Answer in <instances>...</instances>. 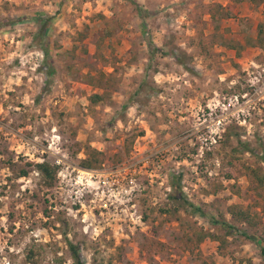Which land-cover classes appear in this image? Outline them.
<instances>
[{
    "label": "rangeland",
    "instance_id": "rangeland-1",
    "mask_svg": "<svg viewBox=\"0 0 264 264\" xmlns=\"http://www.w3.org/2000/svg\"><path fill=\"white\" fill-rule=\"evenodd\" d=\"M262 158L264 0H0V264H264Z\"/></svg>",
    "mask_w": 264,
    "mask_h": 264
},
{
    "label": "trees",
    "instance_id": "trees-1",
    "mask_svg": "<svg viewBox=\"0 0 264 264\" xmlns=\"http://www.w3.org/2000/svg\"><path fill=\"white\" fill-rule=\"evenodd\" d=\"M252 1H256V0H252ZM41 49L43 50V48ZM174 57L175 59H177V61L180 64L183 63L181 60L178 59L177 56H174ZM262 160L264 161V158H262ZM91 162L89 161V159L83 160L82 161L83 167L91 168L97 165L96 163L99 164V160L97 158L93 159L94 163H91ZM36 167L42 174H47L49 171V166L46 163H38L36 164ZM170 178H171L170 187L172 188L174 193L171 196H169V198L172 199L176 203L177 208L188 209L192 213L204 214V212L199 206H197L193 202H190L183 196V193L180 187V175L175 176V174H171ZM238 213L242 215L243 217H245V221H248L251 218V216H249L247 212H243L240 208L238 210ZM211 222L215 224H220L225 229H229V230L232 229L234 232L239 233L241 236L250 238V236L246 232L236 229L232 224H229L226 221H217L211 218ZM67 244H68V248L70 251L73 264H84V260L81 256L78 246L71 243L70 241H68ZM260 251H261V255L264 258V248L261 247Z\"/></svg>",
    "mask_w": 264,
    "mask_h": 264
},
{
    "label": "built area",
    "instance_id": "built-area-1",
    "mask_svg": "<svg viewBox=\"0 0 264 264\" xmlns=\"http://www.w3.org/2000/svg\"><path fill=\"white\" fill-rule=\"evenodd\" d=\"M237 100V98L235 99V101ZM217 124H220V120L218 119V122H217Z\"/></svg>",
    "mask_w": 264,
    "mask_h": 264
}]
</instances>
